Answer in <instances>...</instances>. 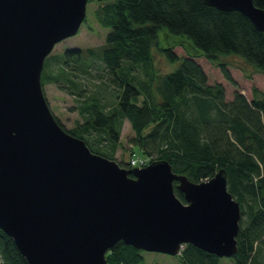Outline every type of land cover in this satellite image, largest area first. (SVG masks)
Here are the masks:
<instances>
[{
    "label": "water",
    "instance_id": "1",
    "mask_svg": "<svg viewBox=\"0 0 264 264\" xmlns=\"http://www.w3.org/2000/svg\"><path fill=\"white\" fill-rule=\"evenodd\" d=\"M205 1L243 12L264 31L254 0ZM87 2L0 0V228L28 264H107L120 240L170 254L192 243L233 256L242 209L225 168L194 181L167 158L122 166L67 131L50 108L45 58L79 31Z\"/></svg>",
    "mask_w": 264,
    "mask_h": 264
},
{
    "label": "trees",
    "instance_id": "2",
    "mask_svg": "<svg viewBox=\"0 0 264 264\" xmlns=\"http://www.w3.org/2000/svg\"><path fill=\"white\" fill-rule=\"evenodd\" d=\"M254 2L264 8V0ZM101 10L102 23L111 27L105 42L67 49L59 70L45 71L44 64L42 83L65 81L83 90L68 66L82 61L87 71L91 58H99L113 74L112 81L123 90L111 109H106L97 96L85 98L82 109L89 118L84 124L66 128L57 118L59 123L84 138L93 151L114 158L121 121L128 118L138 152L148 156L156 150V159L167 158L176 172L191 180L208 179L225 168L228 188L242 209L238 251L230 259L233 264H264V92L254 86L249 99L236 89L228 100L225 86L210 83L195 59L205 56L215 62L233 83L236 81L221 54L239 55L264 72V31L243 12L220 9L205 0H110ZM161 28L180 38L160 49L174 59L178 56L173 48L183 45L188 54L173 71L131 81L135 76H129L132 66L153 63V47L158 46ZM82 56L90 61L82 60ZM91 129L107 137L101 135L93 144L85 136ZM107 138L111 150L100 145ZM122 161L120 165L129 167V160ZM175 192L184 199L176 181ZM142 250L120 240L106 253L107 264H139ZM181 255L187 264H225L224 257L192 243L185 244ZM0 264H28L1 228Z\"/></svg>",
    "mask_w": 264,
    "mask_h": 264
},
{
    "label": "rangeland",
    "instance_id": "3",
    "mask_svg": "<svg viewBox=\"0 0 264 264\" xmlns=\"http://www.w3.org/2000/svg\"><path fill=\"white\" fill-rule=\"evenodd\" d=\"M110 0H88L86 17L83 20L79 31L58 41L52 51L45 59V71L59 70L60 65H64L67 49H83L86 47H94L101 45L106 40L107 33L111 30L110 26H106L101 21L102 5ZM158 46L153 47V63L148 66L137 64L131 67L132 76L130 79L136 82L137 78L149 80L151 74H160L173 71L180 64L182 57L187 55V50L183 45H176L173 51L178 56L171 59L167 52L160 48L169 47L180 36L170 34L165 28H161L158 32ZM160 47V48H159ZM83 57V56H82ZM195 59L202 65L208 75L210 83L221 82L226 88V99L230 100L236 89L243 92L249 99L253 97V87L264 92V72L258 71L251 63L236 54H221V59L227 62V66L236 81L233 83L227 79L219 65L209 60L205 56H197ZM82 60L90 61L88 57ZM82 61L71 62L68 66L73 70V74L77 75L79 86L83 90H76L71 84L65 81H48L44 84V92L55 116L66 126V128L78 127L86 122L89 118L87 112H83L84 99L97 96L106 109H111L116 103L117 96L123 90L121 86L112 81V75L106 70L102 60L99 58H91L90 66L87 71L83 70ZM75 70V71H74ZM120 75H123L120 73ZM107 137L104 132L91 129L90 133L86 132L85 136L90 138L93 144L100 136ZM134 130L128 118L121 121L119 133L116 139L114 150V159L123 163L122 160L128 161L131 152L134 150L143 159L149 161L150 158H158V152L152 150L150 155L146 156L135 149L133 141ZM105 149L111 150L110 140H103L100 145ZM154 159V160H155ZM126 166V165H123ZM143 259L139 264H187L181 253L170 254L161 251L142 250ZM223 263L233 264L230 257L224 256Z\"/></svg>",
    "mask_w": 264,
    "mask_h": 264
},
{
    "label": "built area",
    "instance_id": "4",
    "mask_svg": "<svg viewBox=\"0 0 264 264\" xmlns=\"http://www.w3.org/2000/svg\"><path fill=\"white\" fill-rule=\"evenodd\" d=\"M147 163L146 159L142 158L139 154H137L135 151L131 153L130 157V165H139L143 166Z\"/></svg>",
    "mask_w": 264,
    "mask_h": 264
}]
</instances>
